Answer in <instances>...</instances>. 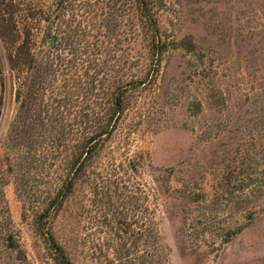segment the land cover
Masks as SVG:
<instances>
[{"label": "rangeland", "instance_id": "1", "mask_svg": "<svg viewBox=\"0 0 264 264\" xmlns=\"http://www.w3.org/2000/svg\"><path fill=\"white\" fill-rule=\"evenodd\" d=\"M26 1L50 8L61 49L52 52L54 66L59 57L75 62L66 22L74 17L75 27L89 6L100 15L97 0ZM159 21L165 40L190 48L152 63L145 34L131 49L126 28L121 55L128 62L119 76L147 82L127 93L129 108L97 164L101 189L85 198L80 188L56 231L74 249L90 247L97 264H109L127 243L119 222L131 223L129 200L136 196L156 212L169 264H264V0H165ZM47 31L44 22L34 31L38 55L48 52ZM9 55L0 37V264H54L33 210L54 191V176L31 151L46 147L44 139H11L24 117L17 96L25 69L12 72ZM55 71L61 80L60 66Z\"/></svg>", "mask_w": 264, "mask_h": 264}, {"label": "trees", "instance_id": "2", "mask_svg": "<svg viewBox=\"0 0 264 264\" xmlns=\"http://www.w3.org/2000/svg\"><path fill=\"white\" fill-rule=\"evenodd\" d=\"M105 1H96L100 15L91 9L94 6H89L90 2L86 15L81 16V21L75 27L74 17L70 23L66 22L70 32L75 35L65 39L76 43L75 62L59 57L55 58L59 61L54 66L52 52L61 49L57 46L58 34H54L49 27L50 8H45L41 3L33 7L26 0L18 5H15L16 0H0V37L10 49L8 65L12 72L25 69L19 75L23 82L17 96L24 117L11 139L23 143H30L29 140L34 142L36 136L44 139L41 145L46 144V149L40 151L33 148L31 151L35 160L39 159L45 166L50 164V172L54 176V191L34 202L33 207L34 227L54 264L99 262L100 257L88 252L87 248L90 247L76 248L81 249L79 251L65 243L55 226L64 207L80 192V188L85 189V198L101 189L97 164L129 108L127 93L131 87L140 88L147 82L148 77L127 81L119 76V71L128 62L121 55L125 42H129L126 28L129 26L131 49L138 45L142 33L145 34V46L152 63L160 64L170 50L190 48L184 41L178 44L164 39L159 15L165 0ZM112 1L114 5L110 3ZM64 3L68 6L69 0ZM133 12L136 14L135 21ZM128 15L129 24L125 19ZM17 16L20 20H17ZM99 17L102 19L97 27ZM42 22L48 24L49 31L43 40V47L46 45L48 52L38 55L34 31L41 27ZM57 66H60L61 80L55 77ZM85 67L87 70L82 73L81 69ZM71 72L74 77L68 78ZM116 73L117 77H113ZM37 104L40 107L38 115ZM61 147L65 149L63 153ZM117 194L118 190L115 192ZM140 202L141 199L132 197L129 200L131 223L127 219L126 223L123 220L119 222L125 227L121 233L126 234L128 239L122 250H117L115 261L118 264H169L156 223V212ZM143 210L144 217L140 218ZM117 236L122 242L121 235ZM115 261H109V264Z\"/></svg>", "mask_w": 264, "mask_h": 264}, {"label": "water", "instance_id": "3", "mask_svg": "<svg viewBox=\"0 0 264 264\" xmlns=\"http://www.w3.org/2000/svg\"><path fill=\"white\" fill-rule=\"evenodd\" d=\"M130 167H131L132 173L137 177V173H136L135 169L133 168V165H132L131 161H130Z\"/></svg>", "mask_w": 264, "mask_h": 264}]
</instances>
